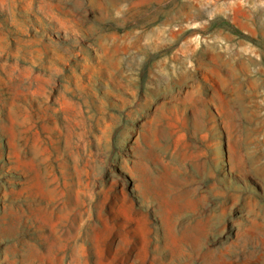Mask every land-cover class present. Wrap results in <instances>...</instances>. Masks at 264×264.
Segmentation results:
<instances>
[{"label": "rangeland", "instance_id": "374dc122", "mask_svg": "<svg viewBox=\"0 0 264 264\" xmlns=\"http://www.w3.org/2000/svg\"><path fill=\"white\" fill-rule=\"evenodd\" d=\"M0 264H264V0H0Z\"/></svg>", "mask_w": 264, "mask_h": 264}]
</instances>
